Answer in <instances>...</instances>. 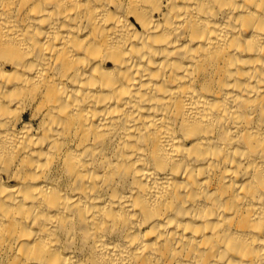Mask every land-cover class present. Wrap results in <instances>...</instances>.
I'll list each match as a JSON object with an SVG mask.
<instances>
[{
	"label": "bare ground",
	"instance_id": "1",
	"mask_svg": "<svg viewBox=\"0 0 264 264\" xmlns=\"http://www.w3.org/2000/svg\"><path fill=\"white\" fill-rule=\"evenodd\" d=\"M0 264H264V0H0Z\"/></svg>",
	"mask_w": 264,
	"mask_h": 264
}]
</instances>
